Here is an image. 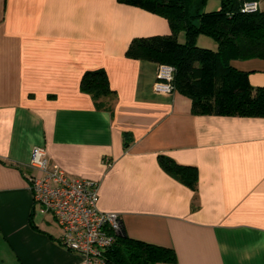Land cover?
I'll use <instances>...</instances> for the list:
<instances>
[{"label":"crops","instance_id":"1","mask_svg":"<svg viewBox=\"0 0 264 264\" xmlns=\"http://www.w3.org/2000/svg\"><path fill=\"white\" fill-rule=\"evenodd\" d=\"M169 33L163 16L117 0H0V264H83L33 204L34 146L97 181L98 209L119 214L126 236L172 249L159 264H264V117L195 114L177 91L155 92L158 64L125 51ZM231 64L264 87L263 59ZM94 69L114 91L112 112L80 87ZM161 156L193 167L195 184Z\"/></svg>","mask_w":264,"mask_h":264},{"label":"trees","instance_id":"2","mask_svg":"<svg viewBox=\"0 0 264 264\" xmlns=\"http://www.w3.org/2000/svg\"><path fill=\"white\" fill-rule=\"evenodd\" d=\"M166 18L170 33L135 37L125 55L173 67V91L191 101L195 114L264 117V87L252 86L248 72L231 61L264 60V10L241 12L237 0H223L219 9L203 10V0H117ZM179 32L184 33L179 41ZM214 41L215 48L197 44L199 36ZM80 87L91 94L98 108L112 112L114 96L103 69L83 73ZM161 165L193 186L195 169L161 156ZM106 264H159L174 261L172 249L119 233L105 252Z\"/></svg>","mask_w":264,"mask_h":264},{"label":"built area","instance_id":"3","mask_svg":"<svg viewBox=\"0 0 264 264\" xmlns=\"http://www.w3.org/2000/svg\"><path fill=\"white\" fill-rule=\"evenodd\" d=\"M241 12L260 8L259 0H237ZM173 67L158 64L152 88L158 93L173 91ZM29 165L37 172L28 176L33 204L50 214L61 230L59 242L78 253L83 264H106L105 252L121 233V217L98 209V182L71 177L57 164H49L42 146H34Z\"/></svg>","mask_w":264,"mask_h":264},{"label":"rangeland","instance_id":"4","mask_svg":"<svg viewBox=\"0 0 264 264\" xmlns=\"http://www.w3.org/2000/svg\"><path fill=\"white\" fill-rule=\"evenodd\" d=\"M203 37H205L206 38V41L204 42V43H202L203 45V47L204 48H210V49H214L215 47H212L211 46V42L214 44V41L213 40H211L210 38H208V37H206V36H203ZM211 41V42H210Z\"/></svg>","mask_w":264,"mask_h":264},{"label":"water","instance_id":"5","mask_svg":"<svg viewBox=\"0 0 264 264\" xmlns=\"http://www.w3.org/2000/svg\"><path fill=\"white\" fill-rule=\"evenodd\" d=\"M121 229H122V233H123V232H124V231H123V228L121 227Z\"/></svg>","mask_w":264,"mask_h":264}]
</instances>
